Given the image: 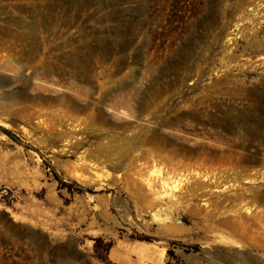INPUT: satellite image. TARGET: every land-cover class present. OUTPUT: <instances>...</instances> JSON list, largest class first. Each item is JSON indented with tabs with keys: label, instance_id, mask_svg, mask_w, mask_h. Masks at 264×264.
I'll return each mask as SVG.
<instances>
[{
	"label": "rangeland",
	"instance_id": "rangeland-1",
	"mask_svg": "<svg viewBox=\"0 0 264 264\" xmlns=\"http://www.w3.org/2000/svg\"><path fill=\"white\" fill-rule=\"evenodd\" d=\"M0 264H264V0H0Z\"/></svg>",
	"mask_w": 264,
	"mask_h": 264
},
{
	"label": "bare ground",
	"instance_id": "bare-ground-1",
	"mask_svg": "<svg viewBox=\"0 0 264 264\" xmlns=\"http://www.w3.org/2000/svg\"><path fill=\"white\" fill-rule=\"evenodd\" d=\"M4 51H6L8 54L10 53V52H12L13 51V48H11V47H7L6 49H4ZM6 55V54H5ZM93 166V165H92Z\"/></svg>",
	"mask_w": 264,
	"mask_h": 264
},
{
	"label": "crops",
	"instance_id": "crops-1",
	"mask_svg": "<svg viewBox=\"0 0 264 264\" xmlns=\"http://www.w3.org/2000/svg\"><path fill=\"white\" fill-rule=\"evenodd\" d=\"M109 255L111 256L112 255V252H110Z\"/></svg>",
	"mask_w": 264,
	"mask_h": 264
}]
</instances>
